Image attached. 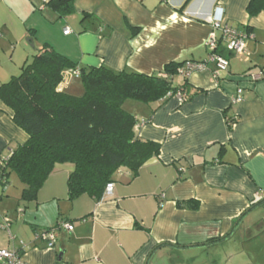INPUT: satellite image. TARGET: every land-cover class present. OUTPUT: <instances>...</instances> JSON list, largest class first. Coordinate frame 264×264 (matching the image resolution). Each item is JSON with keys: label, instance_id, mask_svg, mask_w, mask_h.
Here are the masks:
<instances>
[{"label": "crops", "instance_id": "crops-1", "mask_svg": "<svg viewBox=\"0 0 264 264\" xmlns=\"http://www.w3.org/2000/svg\"><path fill=\"white\" fill-rule=\"evenodd\" d=\"M50 1L0 0V86L32 58L26 39L37 49L48 44L78 68L149 76L192 62L205 70L179 75L183 103H124L136 135L160 153L136 177L121 170L100 201L68 200L71 165H56L28 202L20 200L17 177L2 179L0 170V215L10 221L9 232L0 230V250L25 243V264H155L158 256L183 264L188 254L200 260L195 264H264V218L253 217L264 207V12L249 17V0H72V14L61 17ZM217 5L231 28L252 37L240 55L219 50L228 61L221 73L206 49ZM73 80L66 71L59 91L81 95ZM238 90L241 101L232 103ZM0 112L6 159L28 136L1 101ZM61 223L72 231L57 228ZM55 228L48 249L43 233ZM233 241L238 245H228Z\"/></svg>", "mask_w": 264, "mask_h": 264}, {"label": "trees", "instance_id": "trees-1", "mask_svg": "<svg viewBox=\"0 0 264 264\" xmlns=\"http://www.w3.org/2000/svg\"><path fill=\"white\" fill-rule=\"evenodd\" d=\"M71 2L52 0L48 5L65 17L73 12ZM246 11L249 17L264 12V0H249ZM185 63H170L161 75L147 76L104 66L78 68L48 44L35 49L19 74L0 86V101L28 136L1 163V178L15 174L22 185L20 200L28 202L36 199L56 165H71L68 200L83 195L102 200L106 185L121 170L136 177L160 153L158 144L136 135L137 120L124 103L149 105L178 93L185 96V83L173 86V77ZM66 71L79 73L81 95L59 91Z\"/></svg>", "mask_w": 264, "mask_h": 264}, {"label": "built area", "instance_id": "built-area-1", "mask_svg": "<svg viewBox=\"0 0 264 264\" xmlns=\"http://www.w3.org/2000/svg\"><path fill=\"white\" fill-rule=\"evenodd\" d=\"M210 23L213 33L210 35L206 44V49L210 53L209 61L215 64L217 73L225 72L228 68V61L219 53V50L222 48L230 54L240 55L245 49V43L252 37L231 28L226 23L224 10L218 5L214 8ZM215 31L220 33L219 37L214 34ZM64 33H68V29H64ZM204 70V63L186 62L183 68L178 69L177 74L187 77L192 72H202ZM70 72L73 76H79L77 71ZM237 93L238 95L232 99V103H239L241 101L239 98L240 90ZM175 97L180 103L185 102V96L182 93H178ZM3 161L4 159H0V167ZM112 189L113 183L107 184L104 190V196L110 195ZM60 227L68 232L72 231V226L67 223H61L57 228ZM9 228V219L0 215V230L9 232ZM57 228L47 230L43 233V237L46 238V248L48 249H52L55 244ZM10 239L13 240L14 238L10 236ZM26 248V244L20 241L18 242L17 248L0 250V264H25L23 255Z\"/></svg>", "mask_w": 264, "mask_h": 264}, {"label": "rangeland", "instance_id": "rangeland-1", "mask_svg": "<svg viewBox=\"0 0 264 264\" xmlns=\"http://www.w3.org/2000/svg\"><path fill=\"white\" fill-rule=\"evenodd\" d=\"M26 42V41H25ZM27 46L29 47V49L32 51V54H34V50L35 49H37L35 46H34V48H32V47H30V45L29 44H27ZM31 58H29V60H30ZM19 73H17V75H18ZM16 76V75H15ZM74 77V80H73V83H75V85H78V86H80V87H82L81 86V82H80V79H79V77L78 76H73ZM176 79H174L173 80V86H175L176 84H179V81H180V79H181V76L179 77V75L178 74H176ZM83 93V92H82ZM81 93V94H82ZM129 103H132V102H129ZM128 105V104H127ZM13 175V174H12ZM12 175H9L8 177L10 178V182H12L13 180V176ZM14 176H15V174H14ZM16 177V176H15ZM253 217L256 219V220H258V218H264V207L263 208H261V209H259L255 214H253ZM234 243H236V245H238V241L236 242V241H233V242H231V244H228V245H233ZM177 254H170V256H171V259H172V261H175V262H178L177 260H174L175 259V257L174 256H176ZM182 255V256H181ZM189 255V260L188 261H186V260H184L183 258L182 259H180V262L179 263H183V264H189L188 262H190V263H193L194 262V264H195V262L197 261H200V260H198V259H195V258H193V259H191V254H188ZM177 257V256H176ZM178 257H187V253H181L180 254V256H178ZM201 260H202V262H203V260H205V261H208L207 260V258L206 257H204V258H202L201 257ZM183 261V262H182ZM168 262V259H167V257L166 256H158L155 260H154V263L155 264H165V263H167Z\"/></svg>", "mask_w": 264, "mask_h": 264}, {"label": "water", "instance_id": "water-1", "mask_svg": "<svg viewBox=\"0 0 264 264\" xmlns=\"http://www.w3.org/2000/svg\"><path fill=\"white\" fill-rule=\"evenodd\" d=\"M26 43L30 45V47L34 48V44L32 39H26Z\"/></svg>", "mask_w": 264, "mask_h": 264}]
</instances>
